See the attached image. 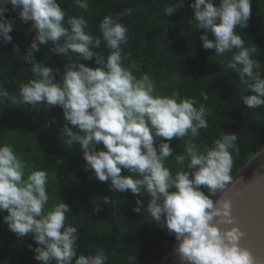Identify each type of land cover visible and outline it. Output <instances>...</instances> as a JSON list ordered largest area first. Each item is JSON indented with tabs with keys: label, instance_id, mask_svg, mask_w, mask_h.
Returning a JSON list of instances; mask_svg holds the SVG:
<instances>
[{
	"label": "clouds",
	"instance_id": "9594fccd",
	"mask_svg": "<svg viewBox=\"0 0 264 264\" xmlns=\"http://www.w3.org/2000/svg\"><path fill=\"white\" fill-rule=\"evenodd\" d=\"M73 4L88 8V0ZM8 5L33 34L25 50L13 42L16 20L5 15ZM185 5L193 12L189 22L202 30L199 40L205 50L218 57L236 50L226 67L238 73L250 93L241 96L242 104L252 109L264 106V72L253 58L256 46H245L236 32L237 27L247 28L252 0H175L164 14L172 16ZM129 12L105 15L99 24L101 35L94 36L88 20L67 16L59 0H0V43H11L13 54L33 73L17 94L0 85V104L10 101L17 107L49 111L59 107L64 121L56 133L60 143L69 149L78 144L85 171L108 183L111 192L135 197L132 211L143 213L174 237L178 264H256L251 250L241 244L245 232L226 194L233 179V153L240 151L237 135L223 131L204 149L189 139L184 153L174 156L173 140L196 138L200 129H207V109L178 91L158 94L149 74L138 77L136 63L125 64L122 46L128 42V28L123 18ZM102 41L107 56L97 51ZM42 46L65 58L62 69L37 60ZM201 95L208 100L206 92ZM58 122L52 116L45 126ZM173 156L176 171L167 163ZM47 186L46 170L26 173L14 147L0 145V214L6 213L0 222L18 238L30 235L35 247L29 248L40 264H107L103 249L77 255V227L66 224L72 210L64 201L48 207ZM103 200L113 207L119 204L108 195Z\"/></svg>",
	"mask_w": 264,
	"mask_h": 264
},
{
	"label": "trees",
	"instance_id": "16d2710c",
	"mask_svg": "<svg viewBox=\"0 0 264 264\" xmlns=\"http://www.w3.org/2000/svg\"><path fill=\"white\" fill-rule=\"evenodd\" d=\"M59 2L67 16L83 15L88 20V31L94 36L101 35L99 24L105 15L130 9L123 18L128 28V42L122 46L123 56L127 58L125 64L135 62L138 77L149 74L158 94L171 95L178 91L182 98L194 97L197 107L200 104L206 107L207 129H200L196 138L173 140L174 156L184 153L189 139L204 149L220 138L223 131L234 132L240 149L238 154L233 153L231 175L234 177L262 149L264 106L252 109L242 104L241 96L250 93L240 82L238 73L226 67L236 50L223 57H218L213 50H205L199 40L202 30L195 28L194 21L189 22L193 15L190 7L185 5L172 16H166L163 9L175 0H88L87 10L77 8L73 0ZM7 7L9 11L5 15L16 20L11 33L13 42L25 50L33 34L11 10V5ZM236 32L245 40V46H256L253 58L264 72V0H252L248 26L245 29L237 27ZM12 51L11 43H0V85L11 94H17L20 85L33 78V73L31 66L19 60ZM97 51L107 56L103 41ZM70 55L76 58L75 54ZM36 58L61 69L65 63V58L49 54L47 46L41 47ZM202 92L208 94L207 101ZM40 108L17 107L10 101L0 104V145L5 141L14 147L25 163L26 172L47 171L48 207L62 201L70 206L72 211L67 214L66 224L77 227V255L95 254L97 249H103L108 257L107 264H154L158 261L175 246L174 237L150 222L143 213L132 211L135 203L132 194L113 193L108 183L98 181L91 172L85 171L82 153L77 151L80 146L76 144L69 149L57 138L56 133L64 122L62 110L59 107L38 110ZM52 116L59 122L45 126ZM174 156L167 163L176 171ZM105 195L118 199L119 204L115 207L105 204ZM143 199L146 202L148 197ZM95 207L101 210L96 212ZM2 215L6 213L0 214V221ZM30 244L35 247L30 235L18 238L0 222V264H40L34 259Z\"/></svg>",
	"mask_w": 264,
	"mask_h": 264
},
{
	"label": "water",
	"instance_id": "95a60500",
	"mask_svg": "<svg viewBox=\"0 0 264 264\" xmlns=\"http://www.w3.org/2000/svg\"><path fill=\"white\" fill-rule=\"evenodd\" d=\"M264 146L239 172L226 194L233 202V214L245 232L241 244L251 250L256 264H264ZM224 194H221L223 198ZM175 246L154 264H178Z\"/></svg>",
	"mask_w": 264,
	"mask_h": 264
},
{
	"label": "rangeland",
	"instance_id": "374dc122",
	"mask_svg": "<svg viewBox=\"0 0 264 264\" xmlns=\"http://www.w3.org/2000/svg\"><path fill=\"white\" fill-rule=\"evenodd\" d=\"M3 144H5V141L3 142ZM78 152H80V153H82L81 152V150L79 149V150H77ZM17 152V151H16ZM21 153V152H20ZM264 153V152H263ZM19 153L17 152V155H18ZM26 171V170H25ZM27 173V172H26Z\"/></svg>",
	"mask_w": 264,
	"mask_h": 264
}]
</instances>
